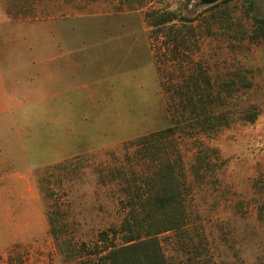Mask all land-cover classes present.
<instances>
[{
    "label": "rangeland",
    "instance_id": "rangeland-1",
    "mask_svg": "<svg viewBox=\"0 0 264 264\" xmlns=\"http://www.w3.org/2000/svg\"><path fill=\"white\" fill-rule=\"evenodd\" d=\"M222 1L0 0V264L87 258L166 158L186 184L185 231L159 235L170 263L264 264V0ZM163 12L177 18L153 27ZM199 69L215 88L245 78L218 107L228 126L132 144L172 124L169 88ZM51 212L75 250L57 246Z\"/></svg>",
    "mask_w": 264,
    "mask_h": 264
},
{
    "label": "trees",
    "instance_id": "trees-1",
    "mask_svg": "<svg viewBox=\"0 0 264 264\" xmlns=\"http://www.w3.org/2000/svg\"><path fill=\"white\" fill-rule=\"evenodd\" d=\"M252 7L253 3L249 1L248 9ZM176 18L174 12L154 13L151 25L160 28ZM252 19L256 25L253 36L264 35V16L252 15ZM235 78L241 82L245 81L240 74ZM235 78L215 88L207 74L199 69L188 75L182 84L174 88L168 87L170 89L168 107L172 109V124L162 130L140 136L131 143L141 148H165V144L168 141L170 143V139L183 127H191L194 131L210 134L228 126L230 117L227 111L218 107L225 104V99L232 94ZM244 84L249 86V83ZM257 115L256 105H249L241 117L246 122H254ZM215 152L216 149L208 146L200 150L193 165L194 169L199 171L204 165H210L208 157L210 153ZM182 175L177 158L172 160L166 158L162 161L155 170L157 176L155 180L158 179L159 182L153 191L149 189V192H145L147 195H138L137 198L129 200L130 209L120 226L101 231L98 243L87 249V258L67 253L65 264H171L162 249L159 235L170 231L174 233L185 231L186 184ZM54 215L53 212L49 214L48 223L57 246L62 248L61 250L65 245L69 246L70 252L75 250L70 239L63 235ZM118 236L121 238L119 245L115 243ZM82 246L85 248V245ZM193 246L196 249V245Z\"/></svg>",
    "mask_w": 264,
    "mask_h": 264
},
{
    "label": "water",
    "instance_id": "water-1",
    "mask_svg": "<svg viewBox=\"0 0 264 264\" xmlns=\"http://www.w3.org/2000/svg\"><path fill=\"white\" fill-rule=\"evenodd\" d=\"M202 4H212L218 0H199Z\"/></svg>",
    "mask_w": 264,
    "mask_h": 264
}]
</instances>
